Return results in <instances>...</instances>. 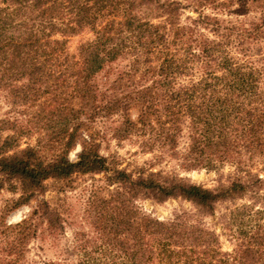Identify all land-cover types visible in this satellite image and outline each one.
Returning <instances> with one entry per match:
<instances>
[{"label": "trees", "instance_id": "obj_1", "mask_svg": "<svg viewBox=\"0 0 264 264\" xmlns=\"http://www.w3.org/2000/svg\"><path fill=\"white\" fill-rule=\"evenodd\" d=\"M86 29L94 38L70 54L67 39ZM106 70L116 75L100 83ZM0 90L28 110L26 125L0 122L12 132L0 136V189L20 194L11 210L76 175L114 186L89 201L94 236L78 234V264H264V0H0ZM108 122L117 140L158 150L157 161L234 171L209 189L121 169L100 151L97 127ZM35 134L37 145L21 148ZM140 198L182 199L196 212L163 220ZM221 205L230 251L198 218ZM41 220L52 234L63 228L44 201L20 223L0 221V264H57L28 259Z\"/></svg>", "mask_w": 264, "mask_h": 264}, {"label": "rangeland", "instance_id": "obj_2", "mask_svg": "<svg viewBox=\"0 0 264 264\" xmlns=\"http://www.w3.org/2000/svg\"><path fill=\"white\" fill-rule=\"evenodd\" d=\"M191 15L187 11V15ZM94 38L93 33L86 29L77 35L67 39V49L70 54H77L81 44L91 41ZM121 69L122 63L115 66L114 69ZM116 75V70H106L99 75L98 81L104 83L106 79H113ZM25 107L13 105L7 95V92L0 90V122L9 120L17 122L18 124L26 125L25 121L28 119ZM98 141L100 143L101 154L108 157L119 168H126L134 171L135 168H150L154 171H170L176 173L185 182L193 183L196 185L204 186L205 188L215 189L219 186L220 181H227V176L233 173L234 168L227 165L218 171L211 170H195L185 171L179 164V160L171 158L166 155L163 160L157 161L159 151L154 153L146 152L140 146L138 138L129 140H117L114 137V123L108 122L107 124L98 125ZM0 131V136L5 139L7 136L12 135L10 130ZM40 138L35 134L29 138H23L20 142L21 148L27 145L35 146ZM187 139L184 137L180 140V153L185 152ZM81 146H78L71 152L70 158L74 160L76 154L80 151ZM260 162H257L254 169L259 172L262 169ZM264 178V172H261ZM113 187H109L106 182L104 174H87L76 175L69 181L49 182L47 192L42 196L33 200L30 204L23 205L17 209L11 210L15 201L20 197L19 193L11 192L6 187L0 189V221L5 220L9 224H17L21 221L28 219L34 209L44 201L48 202L51 208L60 215L62 230L56 234H52L42 220L39 222L37 237L31 242L29 246L28 259L34 262L54 261L57 264H78L80 256L79 251L76 249L77 240L81 238L78 234L85 233L87 236H94L93 227L91 226V217L88 215L87 210L89 207L90 199L95 195H102L107 197ZM248 203L249 200L237 201V205ZM138 206L145 213L152 215L156 218L168 220L177 213H195L196 209L190 202L182 199H171L164 203H158L153 199L140 198ZM233 206V205H231ZM226 205L218 207V211L214 217H198L199 220L215 229L222 237L223 247L226 251L233 248V241L227 236L228 232L223 229L224 214H228Z\"/></svg>", "mask_w": 264, "mask_h": 264}]
</instances>
